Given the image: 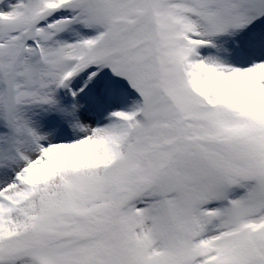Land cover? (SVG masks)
<instances>
[{
  "label": "snow or ice",
  "instance_id": "snow-or-ice-1",
  "mask_svg": "<svg viewBox=\"0 0 264 264\" xmlns=\"http://www.w3.org/2000/svg\"><path fill=\"white\" fill-rule=\"evenodd\" d=\"M0 264H264V0H0Z\"/></svg>",
  "mask_w": 264,
  "mask_h": 264
}]
</instances>
